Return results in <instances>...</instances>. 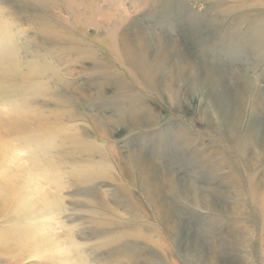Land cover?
Wrapping results in <instances>:
<instances>
[{"label":"rangeland","instance_id":"rangeland-1","mask_svg":"<svg viewBox=\"0 0 264 264\" xmlns=\"http://www.w3.org/2000/svg\"><path fill=\"white\" fill-rule=\"evenodd\" d=\"M0 27V118H14L0 132L51 174L43 184L59 201L56 233L73 264H264V203L250 193L256 179L264 197V0H0ZM140 30L162 40L164 72L180 73L182 55L197 60L200 80L175 81L176 102L123 58ZM216 71L230 123L212 102ZM119 109L127 119L140 110L141 122L109 123ZM133 150L144 176L126 162ZM3 166L0 264H62L33 250L50 233L45 210L16 191L24 174L7 165V181ZM169 175L182 187L194 180L203 203L171 193Z\"/></svg>","mask_w":264,"mask_h":264},{"label":"bare ground","instance_id":"bare-ground-1","mask_svg":"<svg viewBox=\"0 0 264 264\" xmlns=\"http://www.w3.org/2000/svg\"><path fill=\"white\" fill-rule=\"evenodd\" d=\"M1 26H3V25H1ZM0 32H1V30H0ZM0 34H2V32ZM129 35H130V33H129ZM6 39L7 38L4 37L3 42L6 43ZM161 42H162V40H156V39L153 40V39H151L147 35V33L144 32V30L143 31L140 30V32H137V33L134 32V33H132V39L131 40L128 39L127 41L126 40L123 41V49H124L123 50V58H125L128 61V64L130 65V69H131V71L133 72L134 75L139 76L141 79H149L148 80V82L150 84L149 87H151L154 90L160 89L165 94L172 93L173 94L172 97H173L174 101L176 102L177 101V96H176L177 92H175V90L173 88L174 87L173 84H174L175 81L180 80V78H182L184 80L185 79H189L190 82L192 83L193 87H196L197 83L199 82L200 75H199L198 69H196L197 60L196 59H192V58H187V57L182 55L181 60L179 62L180 63V68H181L180 69L181 70L180 73H177L176 71L164 72L165 65H164V62H163V58L167 56L168 51H166L167 49L166 50L163 49ZM155 44L157 45V47L159 46L161 49L159 50L160 51L159 55L153 61V60L150 59L151 56L149 55V53H150L152 45H155ZM152 51H153V49H152ZM13 63H15V62H13ZM214 70H216L214 67H210L208 69L207 73L209 75H213V74H215ZM225 75H226L225 71L224 72L223 71H218L217 72V76L212 81L211 86H212L213 93H214V96H213L214 98H213L212 102L214 104L216 103V104L219 105V108H220L219 110H222V109L224 110L225 114L223 116H224V118H226L225 120L227 122H229L228 121L229 120L228 116H230L231 109L229 110L228 106L231 107V104L229 102H227V100H226L228 98V96H226V94L224 92H221V90H220V88L222 87L223 81H225V79H226ZM159 76H162V78L164 80L165 79H169L170 83L169 84L165 83L163 85V84H161L159 82H156ZM245 77H247V76H244V78H242L243 81L246 84L245 85V89L246 90L247 89L248 90H251V89L253 90L254 83L251 81V79H246ZM152 79H154V80L152 81ZM131 97H134V95L133 96H131V95L130 96H124V95L120 96L119 98H121L120 100L122 101L121 104L123 106H128V107L129 106H134L135 104L133 102L126 103L127 99H130ZM232 97H233V94H232ZM58 99H59L60 102L64 101V98L61 95H58ZM259 104H261V103H259V101H257V103L255 105V110L256 111L258 110L257 107H258ZM138 111H140V110H137V114L134 115L136 118L130 117V118L127 119V118H124V114H123L124 111L122 109H119V110L115 111L116 114H117V120L116 119L115 120L108 119V122L124 126V125H127L128 120H129L131 122L134 121V123L135 124L137 123V125H138V122L140 121L139 120L140 119L139 118L140 112H138ZM206 114H207V112H206ZM17 115L18 114H16V121L20 119V118L17 117ZM206 117H207L206 118L207 121L209 123H211L212 121L210 120V116H206ZM13 119L9 115H4L2 118H0V123H2L4 120H6L7 123L10 124V121L13 120ZM150 120H151V117H150ZM108 122H107V124H109ZM99 125H101V124H99ZM9 129H10V131H13V132H15V130H16L14 126L10 127L8 125L7 130L9 131ZM164 131H165V129H164ZM69 132H71V131H69ZM66 133H68V132H66ZM69 134L70 133H68V136H70ZM244 140H242V141L240 140L239 141V143H240L239 147H240L241 150H242V148H245L246 145H248V142H247L248 139L246 138V140L245 141ZM22 154H23L22 150L16 149L13 146V144H11L7 139H5V136L2 134V132H0V165H4L3 166V171H4L3 172V176L6 178L7 181L10 178L12 179V174L11 173L15 174V172L11 171V173H10V170H11L10 168L11 167H9L7 165L13 164L15 166L14 168L17 169L16 172H22L24 174L23 175V177H24V184H23L24 187L22 189L17 188L16 191L19 190L20 193L22 191V193L27 194V196L29 198H34V199H37L38 201H40L42 209L45 210L44 212L46 213L44 218H46L47 221L45 222L44 230H48V232H50V233L47 236L43 232V234L39 235L37 238L32 240L33 241V245H35L33 247V250L41 251V250L45 249L46 251H51L52 253L57 254V256H58V258L60 260V263H62V264L63 263L64 264H73V260L70 259V256H69V253H68V251H70V250H67V248H66L67 246L66 245L64 246L62 240L59 238V236L56 233L57 226H59V225H57L58 222L56 220V216H57L56 210L59 207V205H58L59 201L57 199H55V197H53L50 194L49 190L43 184V181H44L43 179H45V176L49 175L51 177V174H45L46 170L43 171L41 169V168H43V166H41V168H39V169L35 168L33 162L36 161V160L33 161V160L29 159V158L23 157ZM138 155H139L138 151H134V150L133 151H129L127 153V156H126V162L129 164V166L131 167L132 170H137V169L141 170L142 171V175L144 176V173H145L144 169L146 167H145V164H142L141 157L138 156ZM45 158H47V157L45 156ZM52 159H54V157ZM201 160L203 161V159H201ZM196 161H197V159H196ZM39 163H41V162H39ZM55 164H54V166H55ZM52 165H50V168L53 167ZM206 166H209V165H206ZM204 168L205 167L201 164L200 170L202 171V169H203V171H205ZM40 169L43 172L39 171ZM45 169H46V167H45ZM57 169H58V167H57ZM205 169L207 170V168H205ZM52 170H54V169H52ZM56 173L58 174V172H56ZM56 173H54L52 175H55ZM58 178H59V176H58ZM46 179L48 180L47 177H46ZM56 180L54 181V184L56 186H58L59 183L56 182ZM178 180H180V179H178ZM255 180L256 179H251L250 180V185H251V192L250 193L253 194V200L255 201V203H257V204L261 203L260 205H263L262 203H264V197H261L258 194L261 185L258 182L256 183ZM168 181H169L168 182L169 183V189L168 190L171 193L180 194L181 196H183L191 204L201 205L203 203V201H204L203 200L204 199L203 193L201 192L200 186L197 185V183L194 180H191L187 187L186 186L182 187L180 185L181 183L179 184V182L177 181L176 177H174L173 175H169ZM45 183L47 184L48 182H45ZM54 184H52V185H54ZM246 189H248V188H246ZM245 193H247V192H245ZM17 194H18V192H16L15 195H17ZM260 195H262V194H260ZM251 201H252V199H251ZM173 227L175 228L176 225H173ZM24 249H25V251H31L30 245L28 247H24Z\"/></svg>","mask_w":264,"mask_h":264}]
</instances>
